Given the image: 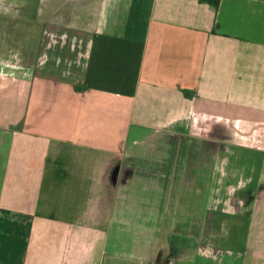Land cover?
Masks as SVG:
<instances>
[{"label": "crops", "instance_id": "crops-1", "mask_svg": "<svg viewBox=\"0 0 264 264\" xmlns=\"http://www.w3.org/2000/svg\"><path fill=\"white\" fill-rule=\"evenodd\" d=\"M212 1L0 0V264H264V0Z\"/></svg>", "mask_w": 264, "mask_h": 264}, {"label": "rangeland", "instance_id": "rangeland-1", "mask_svg": "<svg viewBox=\"0 0 264 264\" xmlns=\"http://www.w3.org/2000/svg\"><path fill=\"white\" fill-rule=\"evenodd\" d=\"M44 1L45 0H41V2H44ZM14 2L20 3L18 1H14ZM59 2H60L59 5L62 4L63 6H67L68 8H70L71 5H73L75 7V10L80 9V8L76 7V3L78 2V0H59ZM58 13H59V15H61L60 12H58ZM44 14L46 16V19H48V22L46 23L45 28H42V29L40 28L41 36H46L49 38L53 32L56 33V35H58L61 31H59L58 29L52 28L50 26L52 24L50 19L55 18L57 16L56 13L48 11ZM85 14H87V13L82 14V18ZM69 15H70V13H69ZM76 16L80 17L81 16L80 12L73 13V17L71 18L70 22H72V23L76 22V20L74 21ZM68 20H69V17H68ZM36 30H38V29H36ZM63 30H64L63 31L64 34H68V36H70V37L72 35L77 37L82 32L81 28L75 27L74 25L72 27L63 28ZM223 123H224V121H223ZM220 129L221 128H219V131H221ZM218 143H219L221 149L225 150V152H226V149L228 148L227 147L228 142L226 141V144H225V141L223 139H221L218 141ZM232 162H233V165H230V164H232ZM220 163H224V160H221ZM230 164H227L228 166H226V164L224 165L228 169V172L223 174V171H221V169H220L219 174H218V177H222L221 183H222V187L224 188V190H226L232 184L236 183L243 175H246V173L243 172L244 171V169H243V167H244L243 158L234 157ZM255 174H257V173H255ZM251 189H252V187L246 188V189H238L235 192H233L234 202H235L236 206H238L242 210L247 211L248 203L252 197Z\"/></svg>", "mask_w": 264, "mask_h": 264}, {"label": "trees", "instance_id": "trees-1", "mask_svg": "<svg viewBox=\"0 0 264 264\" xmlns=\"http://www.w3.org/2000/svg\"><path fill=\"white\" fill-rule=\"evenodd\" d=\"M218 2H219V0H213V1H212V3H213L214 5H216V6L218 5Z\"/></svg>", "mask_w": 264, "mask_h": 264}]
</instances>
